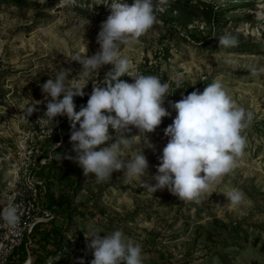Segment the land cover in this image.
<instances>
[{
	"label": "rangeland",
	"instance_id": "1",
	"mask_svg": "<svg viewBox=\"0 0 264 264\" xmlns=\"http://www.w3.org/2000/svg\"><path fill=\"white\" fill-rule=\"evenodd\" d=\"M120 2L130 6L133 0ZM58 3L0 0V218L15 207L20 195H29L36 181L40 190L48 186L59 200L62 195L70 199L65 206L71 218L58 217L60 238L46 239L49 222L39 226L31 236L28 264H33L35 255L43 259L41 264H77L80 259L90 264L93 256L86 247L90 240L85 239L89 225L100 230L101 237L122 230L125 240L141 245L143 264H264V0H169L165 10H156V23L145 35L121 46L120 54L130 59L132 68L120 79L133 82L128 76L136 71L155 75L169 83L170 92L176 90L177 76L183 82L165 98L163 107L170 116L146 134L147 140L132 126L125 133L131 140L121 156L130 159L143 149L148 161L140 182L129 181L121 170L102 183L92 174L85 176L75 162L67 116L56 117L54 127L43 117L51 98H45L40 86L65 69L71 70L66 85L85 86L87 100L94 83L104 86L112 65L102 66L88 80L73 57H91L99 50L96 37L111 14L106 5L111 0H76L69 7ZM226 34L235 36L238 45H219V37ZM216 80L238 106L254 114L244 133L245 155L200 203L180 201L166 188L152 193L140 184H155L152 177L168 139L164 129L176 116L169 102L180 101L183 90ZM87 100L74 97L75 111L86 106ZM35 101H41L38 111L29 114L27 107ZM55 134L57 143L50 144ZM109 135L119 139L111 126ZM147 141L152 147H147ZM56 144L60 146L54 152ZM51 161L73 178L70 191L46 169L41 178L34 175L40 166L48 169ZM233 190L244 194L235 208L227 206L226 198ZM43 201L42 206L40 198L32 214L44 219L42 211H50L45 207L49 200L43 197ZM22 262L15 258L13 264Z\"/></svg>",
	"mask_w": 264,
	"mask_h": 264
},
{
	"label": "clouds",
	"instance_id": "2",
	"mask_svg": "<svg viewBox=\"0 0 264 264\" xmlns=\"http://www.w3.org/2000/svg\"><path fill=\"white\" fill-rule=\"evenodd\" d=\"M75 3L76 0H59L58 4L69 7ZM168 3L169 0H133L129 6L120 0H111L106 4L111 14L101 23L97 34L99 50L91 57L75 55L73 61L82 65L83 75L88 80L95 77L102 66L113 67L106 74L103 87L94 83L86 106L78 112L73 98L82 97L85 86L66 85L70 69L57 72L54 79L49 78L40 86L45 98H51L45 104L43 117L54 127L56 117L67 116L71 121L74 160L85 176L92 174L98 183L110 180L113 172L121 170L129 181L140 182L146 174L148 161L143 149L130 159L121 156L123 146L129 145L131 140L125 133L132 126L147 140L146 134L154 132L163 117L170 116L163 107L165 98L182 86L183 77L177 76L176 90L170 92L168 82L161 83L160 77L138 71L128 76L131 83L120 79L132 68L130 59L120 54L121 46L134 44L145 35L156 23V10H165ZM218 41L224 47L238 45L237 38L231 34L219 37ZM40 103L29 104L28 113L38 111ZM169 104L176 110V116L164 129L168 139L158 158L157 172L152 177L155 184L140 185L152 193L166 188L180 201L200 203L201 197L210 196L211 190L222 183L245 155L247 137L244 133L250 128L254 114L238 106L219 80L205 86L202 92L193 90L182 95L180 101ZM109 126L116 135L119 134V139L109 135ZM108 141L114 142L102 146ZM147 144L152 147L148 141ZM59 146L54 145L53 151ZM64 158L73 159L71 156ZM226 198L227 206L235 208L242 204L244 194L233 190ZM3 219L10 227H15L18 222L16 208L6 209ZM100 233L89 225L85 235V239L90 240L86 247L93 256L90 264H143L141 245L125 240L122 230L116 229L103 237ZM77 264H84V260H78Z\"/></svg>",
	"mask_w": 264,
	"mask_h": 264
},
{
	"label": "built area",
	"instance_id": "3",
	"mask_svg": "<svg viewBox=\"0 0 264 264\" xmlns=\"http://www.w3.org/2000/svg\"><path fill=\"white\" fill-rule=\"evenodd\" d=\"M37 185L40 187V182L33 183L29 195H20L15 200L18 216L15 227H10L3 216L0 218V264H13L15 258H19L18 252L22 247L25 249L27 257L22 264H28L31 260L29 249L32 244L33 231L39 224L46 223V221L48 223L53 218L48 211H42L41 216H45L44 219L32 214L34 207H38L40 200ZM38 211H40V208H38Z\"/></svg>",
	"mask_w": 264,
	"mask_h": 264
},
{
	"label": "trees",
	"instance_id": "4",
	"mask_svg": "<svg viewBox=\"0 0 264 264\" xmlns=\"http://www.w3.org/2000/svg\"><path fill=\"white\" fill-rule=\"evenodd\" d=\"M162 83V82H161ZM207 86L205 84V82H201V85L198 88L195 89H186L183 90V92H185V95H188L189 93H191L193 90H199V91H203L204 87ZM78 101H82V100H87V98L85 97H81V96H77L76 97ZM58 140V136L55 134V136H53L51 139L49 138V142L50 144L52 143H57ZM38 165V162H37ZM48 170L49 174L51 175V177H57L58 179V183H61L62 187L65 186L69 191L73 188V178L67 174V172H64L61 168L56 166V163L54 161H51L50 166H40L39 170L36 172H34V175H38L39 178H41V174L43 173L44 170ZM40 187L37 185V189H39ZM39 197L42 199V206H43V197H46L49 201L46 202L45 207L54 214L53 218L49 221V224L51 225V229L50 231L46 232L45 236L46 239H48L49 237H53L54 239H56V237H58V239L60 238L59 236V229L61 228V225L58 222V217L62 214H64V216L66 218H71L68 213H67V206H65L66 201H69V198H64V196H61V200H59L58 197H55L54 194L51 193V190L49 189L48 186H46V188L44 190H40L38 192ZM64 198V199H63ZM55 207V209H54ZM44 224V223H43ZM43 224H39V226L43 225ZM39 226L36 227V229L33 231L32 237H34V235L37 232V229L39 228ZM56 240H53V243ZM42 249V248H40ZM23 250V255L21 254V251L18 252L19 254V263H21L25 257H26V251L25 249L22 247ZM22 260V261H21ZM45 260V259H44ZM43 262V259L39 257V255H35L34 256V260H33V264H41Z\"/></svg>",
	"mask_w": 264,
	"mask_h": 264
}]
</instances>
